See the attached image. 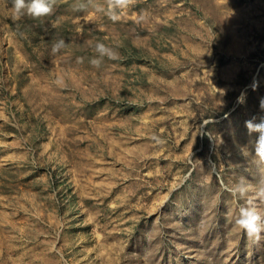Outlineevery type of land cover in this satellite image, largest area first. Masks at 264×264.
I'll use <instances>...</instances> for the list:
<instances>
[{
	"label": "rangeland",
	"instance_id": "1",
	"mask_svg": "<svg viewBox=\"0 0 264 264\" xmlns=\"http://www.w3.org/2000/svg\"><path fill=\"white\" fill-rule=\"evenodd\" d=\"M12 7L0 0V264H264V233L235 223L246 207L264 225L244 126L262 115L264 0H136L116 22L107 0Z\"/></svg>",
	"mask_w": 264,
	"mask_h": 264
},
{
	"label": "clouds",
	"instance_id": "2",
	"mask_svg": "<svg viewBox=\"0 0 264 264\" xmlns=\"http://www.w3.org/2000/svg\"><path fill=\"white\" fill-rule=\"evenodd\" d=\"M136 0H107L106 14L113 21L120 19V12L128 9L135 4ZM55 0H13L12 18L19 20L25 13L33 18H40L50 15L53 11ZM84 5L78 6L76 11H84ZM119 10V11H117ZM67 45L63 39H59L52 44L51 50L53 53H58L61 49L66 48ZM95 50L101 56H107L109 59H116L117 57L112 53V50L102 42H97ZM90 63L94 67L100 66V61L93 59ZM57 83L62 81L57 80ZM246 93L242 92L241 96L237 98V102H242V97ZM260 111L262 115L259 117L253 116L244 122V126L249 136L256 133L254 143V154L259 161L264 162V97L260 100ZM260 214L252 208H241L239 218L236 220V225L243 231L249 240L259 242L261 234L264 233V225H261Z\"/></svg>",
	"mask_w": 264,
	"mask_h": 264
}]
</instances>
